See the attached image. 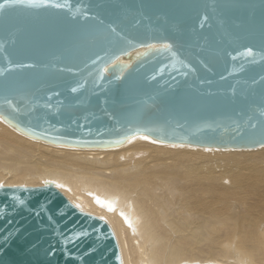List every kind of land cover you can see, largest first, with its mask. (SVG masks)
Instances as JSON below:
<instances>
[{
    "label": "water",
    "instance_id": "water-1",
    "mask_svg": "<svg viewBox=\"0 0 264 264\" xmlns=\"http://www.w3.org/2000/svg\"><path fill=\"white\" fill-rule=\"evenodd\" d=\"M0 117L26 136L67 147L113 148L138 135L263 146L264 0L6 5ZM78 231L88 235L63 242ZM0 264H123V257L111 224L56 184L4 185Z\"/></svg>",
    "mask_w": 264,
    "mask_h": 264
},
{
    "label": "bare ground",
    "instance_id": "bare-ground-1",
    "mask_svg": "<svg viewBox=\"0 0 264 264\" xmlns=\"http://www.w3.org/2000/svg\"><path fill=\"white\" fill-rule=\"evenodd\" d=\"M144 137L113 148L67 147L0 118V184L64 185L57 188L75 205L111 224L123 264H264V145Z\"/></svg>",
    "mask_w": 264,
    "mask_h": 264
},
{
    "label": "snow or ice",
    "instance_id": "snow-or-ice-1",
    "mask_svg": "<svg viewBox=\"0 0 264 264\" xmlns=\"http://www.w3.org/2000/svg\"><path fill=\"white\" fill-rule=\"evenodd\" d=\"M36 2V0H4L3 3H0V10L4 9L6 5H10V4H23V3H29V4H34ZM149 47H156L155 45H149ZM162 47L164 48H171V45L170 44H164L162 45ZM246 54L251 56L253 55V50L251 48H247L246 49ZM73 91H76V89H72ZM9 104L11 103L10 101L8 102ZM2 118V117H0ZM144 139H148V137H144ZM56 184L55 181H45V184ZM57 187L59 188H63L64 185L62 184H56ZM4 185L3 184H0V188H3ZM97 199V203H101V204H104L106 203L105 201H101L99 199V197L96 198ZM21 204H23L24 202L23 201H20ZM109 208L111 209V204L108 205ZM77 207H79V205H77ZM121 215H124L123 213H121ZM125 220L128 221L129 225L131 226V221L128 220V217L125 216ZM88 235V232L87 231H78V232H74L71 236H68V237H65L63 242L65 244H68V243H71L75 240H77L78 238L80 237H84V236H87Z\"/></svg>",
    "mask_w": 264,
    "mask_h": 264
}]
</instances>
